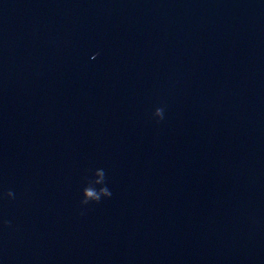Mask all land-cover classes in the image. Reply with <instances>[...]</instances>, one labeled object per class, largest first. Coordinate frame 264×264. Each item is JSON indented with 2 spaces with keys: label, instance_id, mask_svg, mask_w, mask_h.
Listing matches in <instances>:
<instances>
[{
  "label": "water",
  "instance_id": "water-1",
  "mask_svg": "<svg viewBox=\"0 0 264 264\" xmlns=\"http://www.w3.org/2000/svg\"><path fill=\"white\" fill-rule=\"evenodd\" d=\"M0 264H264V0H0Z\"/></svg>",
  "mask_w": 264,
  "mask_h": 264
},
{
  "label": "clouds",
  "instance_id": "clouds-1",
  "mask_svg": "<svg viewBox=\"0 0 264 264\" xmlns=\"http://www.w3.org/2000/svg\"><path fill=\"white\" fill-rule=\"evenodd\" d=\"M154 115L159 117L160 120H163L165 118L164 109L160 107L156 108ZM96 185H100V187L97 188ZM7 195L9 197H14L12 191H9ZM82 196L83 199L81 200V203L84 205H87L90 202L99 203L102 198L112 196V192L105 182V172L103 169H96L94 180L88 179L86 186L83 188ZM4 224L10 226L11 221L5 220Z\"/></svg>",
  "mask_w": 264,
  "mask_h": 264
}]
</instances>
